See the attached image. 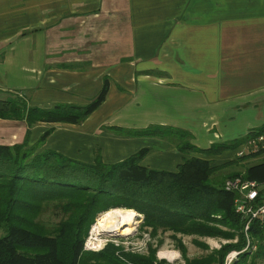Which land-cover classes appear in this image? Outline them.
Returning <instances> with one entry per match:
<instances>
[{
	"label": "crops",
	"instance_id": "crops-1",
	"mask_svg": "<svg viewBox=\"0 0 264 264\" xmlns=\"http://www.w3.org/2000/svg\"><path fill=\"white\" fill-rule=\"evenodd\" d=\"M105 78L80 125L0 119V146L50 130L40 150L114 164L146 148L142 166L174 172L172 143L116 131L174 128L201 150L243 140L264 126V0H0V98L84 106ZM186 157L219 176L237 164L232 150Z\"/></svg>",
	"mask_w": 264,
	"mask_h": 264
},
{
	"label": "trees",
	"instance_id": "trees-1",
	"mask_svg": "<svg viewBox=\"0 0 264 264\" xmlns=\"http://www.w3.org/2000/svg\"><path fill=\"white\" fill-rule=\"evenodd\" d=\"M108 86L105 78L99 93L84 106L57 104L47 110L27 107L26 98L5 96L0 98V119L24 121L28 130L36 123L80 125L103 104ZM28 130L22 144L0 146V264H165L155 263L152 254L148 258L129 253L119 256V249L110 243L98 252L84 250L96 217L113 209L141 215V227L151 229L152 235L170 231L237 239L235 244L186 264H223L231 251L240 253L233 264L264 260V221L250 223L249 246L244 250V221L234 211V194L223 188L225 180L240 175L263 183L264 162L219 176L216 173L221 168L210 167L207 160L186 157L233 151L243 140L201 150L191 145L189 133L174 128L116 131L123 136L172 143L184 157L176 171L167 172L141 165L146 148L118 163L105 164L95 156L91 164H86L40 150L50 130L27 147ZM255 131L264 132V126ZM255 157L236 159L234 163Z\"/></svg>",
	"mask_w": 264,
	"mask_h": 264
},
{
	"label": "rangeland",
	"instance_id": "rangeland-1",
	"mask_svg": "<svg viewBox=\"0 0 264 264\" xmlns=\"http://www.w3.org/2000/svg\"><path fill=\"white\" fill-rule=\"evenodd\" d=\"M7 97H16L18 99H23L19 95H11L8 93H4ZM4 96V97H5ZM264 162V154L258 155L252 159H246L243 163H237L233 167H231L228 171H237L242 172L243 168L251 166L256 163ZM228 172L227 170L223 171L220 175L224 176ZM115 210V209H113ZM125 210V209H122ZM136 213V212H135ZM103 214V213H102ZM98 215L93 223H96L97 219L102 215ZM136 225L132 233L128 235H119L118 238H111V237H100L102 240V245L100 249L96 251L86 250L87 252H98L99 250L103 249V247L110 243L113 247L117 250L118 255L121 256V253L124 254H132L137 255L141 258H148L153 256L155 263L164 262L165 264H186V262H193L202 260L211 254L218 252L222 247L230 244H235L237 239H224L219 236H196V235H186L181 233H173L170 231H157L156 234L151 233V229L141 227V223L143 221V217L136 213ZM54 222L55 218L47 217ZM46 219V217H45ZM92 225V226H93ZM91 226V227H92ZM91 227L88 231L87 238L85 243L89 237V233ZM221 231H227L224 227H217ZM229 232V231H228ZM85 245V244H84ZM249 246V245H248ZM248 246L245 247L244 250L248 249ZM254 251V248H252ZM160 253L165 254H172L174 259L169 261L165 258L159 256ZM240 253L231 251L229 252L223 261V264H233L236 261L237 256ZM176 255V257H175ZM89 264H93L92 261ZM256 264H264V260L258 259Z\"/></svg>",
	"mask_w": 264,
	"mask_h": 264
},
{
	"label": "built area",
	"instance_id": "built-area-1",
	"mask_svg": "<svg viewBox=\"0 0 264 264\" xmlns=\"http://www.w3.org/2000/svg\"><path fill=\"white\" fill-rule=\"evenodd\" d=\"M235 159H244L264 154V132L249 131L243 141L233 150ZM223 188L234 194L233 207L244 221L243 233L247 232L252 221H264V182L248 181L242 175L225 180ZM84 250L85 248L84 245Z\"/></svg>",
	"mask_w": 264,
	"mask_h": 264
},
{
	"label": "bare ground",
	"instance_id": "bare-ground-1",
	"mask_svg": "<svg viewBox=\"0 0 264 264\" xmlns=\"http://www.w3.org/2000/svg\"><path fill=\"white\" fill-rule=\"evenodd\" d=\"M136 216V213L132 210L122 209L109 210L103 213L91 227L85 248L92 251L100 249L102 245L100 237L102 236H122L132 233L136 225ZM159 256L169 261L174 259L172 254L160 253Z\"/></svg>",
	"mask_w": 264,
	"mask_h": 264
},
{
	"label": "water",
	"instance_id": "water-1",
	"mask_svg": "<svg viewBox=\"0 0 264 264\" xmlns=\"http://www.w3.org/2000/svg\"><path fill=\"white\" fill-rule=\"evenodd\" d=\"M111 238H118V237H120V236H118V235H115V236H110Z\"/></svg>",
	"mask_w": 264,
	"mask_h": 264
}]
</instances>
